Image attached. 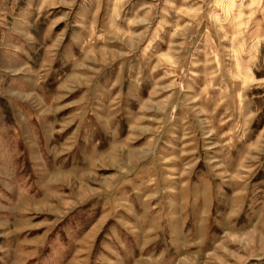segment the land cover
I'll list each match as a JSON object with an SVG mask.
<instances>
[{
  "label": "rangeland",
  "instance_id": "374dc122",
  "mask_svg": "<svg viewBox=\"0 0 264 264\" xmlns=\"http://www.w3.org/2000/svg\"><path fill=\"white\" fill-rule=\"evenodd\" d=\"M0 264H264V0H0Z\"/></svg>",
  "mask_w": 264,
  "mask_h": 264
}]
</instances>
